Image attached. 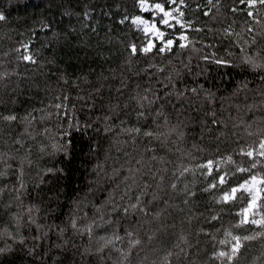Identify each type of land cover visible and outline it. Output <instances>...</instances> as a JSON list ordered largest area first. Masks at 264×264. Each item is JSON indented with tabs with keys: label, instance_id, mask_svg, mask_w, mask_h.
Returning <instances> with one entry per match:
<instances>
[{
	"label": "trees",
	"instance_id": "1",
	"mask_svg": "<svg viewBox=\"0 0 264 264\" xmlns=\"http://www.w3.org/2000/svg\"><path fill=\"white\" fill-rule=\"evenodd\" d=\"M140 1L0 0V264H264V2Z\"/></svg>",
	"mask_w": 264,
	"mask_h": 264
},
{
	"label": "rangeland",
	"instance_id": "2",
	"mask_svg": "<svg viewBox=\"0 0 264 264\" xmlns=\"http://www.w3.org/2000/svg\"><path fill=\"white\" fill-rule=\"evenodd\" d=\"M255 1L250 2L248 6H254ZM156 5H160V8H162L164 11H160ZM138 8L142 13L150 14L152 18H156L155 20H149L146 19L142 16H134L132 17L129 21L130 23L136 28L141 30L144 35L147 37L145 46L143 47L144 49H149L148 51L144 52H149L151 51L156 43H160V50L164 48L165 50L163 52H166L170 50L173 45L175 39L179 40L180 44L182 46L187 44V35L185 33L180 34L179 36L173 35L171 37L165 38V33L161 29V27H164L168 30L174 31L175 28L179 27L182 31L186 30V26L184 24V21L182 19V11L181 8L182 6L180 4H177L174 0H143L138 3ZM164 12H168L170 15L165 17ZM166 19L168 21V24L165 25L162 23V21ZM160 23V24H157ZM158 32H162L163 36L157 35ZM171 40L172 44L169 46L167 45V41ZM27 57V59H26ZM23 58L26 61H30L31 57L30 54L28 53V47L26 46L23 49ZM257 156L264 161V143L260 146L258 151L256 152H251L250 157ZM207 174L210 175L214 172V166L212 164H207L203 167ZM222 178H219L217 180V183L222 184L223 182ZM237 189L235 193L238 191H242L244 194L248 196V203L245 206L244 210L242 211V219L245 222L249 221V216L251 215L253 209L255 208V205L260 197L261 192L264 190V181L260 179L259 177L253 176L251 177L248 181L243 182L240 184L239 187L233 188ZM233 189H230L228 192L224 193L221 195V198L223 200H230L234 197L235 193H233ZM225 195L228 196V199H224ZM238 244L237 243H232V249L237 250Z\"/></svg>",
	"mask_w": 264,
	"mask_h": 264
},
{
	"label": "snow or ice",
	"instance_id": "3",
	"mask_svg": "<svg viewBox=\"0 0 264 264\" xmlns=\"http://www.w3.org/2000/svg\"><path fill=\"white\" fill-rule=\"evenodd\" d=\"M262 2H264V0H262ZM156 7L160 10V11H164L162 8H160V5H156ZM170 14L168 13V12H164V16L165 17H167V16H169ZM0 19H3V17L2 16H0ZM162 23L163 24H165V25H167L168 24V21L166 20V19H164L163 21H162ZM157 35H159V36H163V33L162 32H158L157 33ZM172 44V41L171 40H168L167 41V45H171ZM134 51H135V49H133ZM149 49H144V51H148ZM165 49L164 48H162L161 49V51H164ZM26 59H27V57H26ZM249 155H251V153H249ZM221 182H223V181H221ZM233 191V193H235L236 191H237V189H233L232 190ZM224 199H228V196L227 195H225V197H224ZM253 222H255V221H253ZM234 239H238V238H234ZM247 239V238H246ZM234 251H235V249H234ZM220 255H224V253H221Z\"/></svg>",
	"mask_w": 264,
	"mask_h": 264
}]
</instances>
